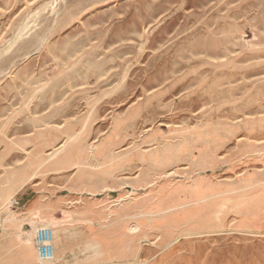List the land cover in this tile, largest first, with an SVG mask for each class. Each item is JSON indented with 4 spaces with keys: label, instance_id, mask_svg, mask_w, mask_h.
Wrapping results in <instances>:
<instances>
[{
    "label": "rangeland",
    "instance_id": "374dc122",
    "mask_svg": "<svg viewBox=\"0 0 264 264\" xmlns=\"http://www.w3.org/2000/svg\"><path fill=\"white\" fill-rule=\"evenodd\" d=\"M0 264H264V0H0Z\"/></svg>",
    "mask_w": 264,
    "mask_h": 264
},
{
    "label": "built area",
    "instance_id": "2783aa9c",
    "mask_svg": "<svg viewBox=\"0 0 264 264\" xmlns=\"http://www.w3.org/2000/svg\"><path fill=\"white\" fill-rule=\"evenodd\" d=\"M13 204L18 205V200L13 199ZM55 233L48 224H41L35 228L34 242L36 243L37 258L42 262H51L55 257Z\"/></svg>",
    "mask_w": 264,
    "mask_h": 264
}]
</instances>
